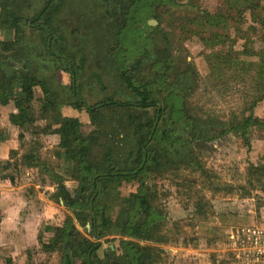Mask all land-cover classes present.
Wrapping results in <instances>:
<instances>
[{"label":"rangeland","instance_id":"374dc122","mask_svg":"<svg viewBox=\"0 0 264 264\" xmlns=\"http://www.w3.org/2000/svg\"><path fill=\"white\" fill-rule=\"evenodd\" d=\"M23 1L25 18L34 15L43 3L42 0ZM228 1L233 0H173L159 7L155 15L132 24L121 40L119 57L113 56L111 50L117 42L115 31L108 35V45L100 47L98 38L101 36L97 37L93 32L96 16L91 17L88 8L81 5L82 9L73 10V6L65 2L55 16V24L67 39V51L78 52V57L85 56L79 82L83 96L90 103L104 97L101 81L108 85L109 94L115 98H131V94L122 92L126 88L122 68L128 67V74L141 81L146 77L144 66L153 60L156 50L169 46L171 68L164 77L166 90L170 87L184 99L190 116V120L184 119L176 126L181 140L171 148L174 161L169 165L163 164L162 168L151 171L142 179L130 177L112 184L111 195L107 199L108 215L113 223L121 221L126 199L138 192H145L147 200L159 210L164 223L162 231L170 242L160 244L136 240L142 247L159 246L153 264H245L250 257L247 235L256 229H264V191L255 181V184L250 181L249 174L251 165L264 164V125H250L245 133L240 129L230 130L250 114L264 121V90L260 91L264 81L259 73V66L264 70V41L250 33V41L246 42L238 37L235 27H212L204 22L206 13H224ZM259 1L264 6V0ZM94 6H100V3H94ZM247 18L245 28L251 23L249 13ZM24 29L26 34L31 33L26 25ZM215 32H219L221 37L216 39ZM14 36L13 30L3 27L0 42L13 41ZM31 39L37 42L39 38L32 36ZM216 40L222 41L213 46ZM23 46V49L4 50L0 45V58L9 63L3 68L4 74L0 67V83L7 85L9 77L21 74H38L47 79L54 76L56 84L60 85L56 96L59 105L52 108L42 103L43 92L39 86L33 88L35 98L32 101L19 100L21 109L15 100L7 98L20 118H34L31 124L20 125L19 118L14 122L23 134L20 137V133L19 138L24 153L32 151L36 156L38 171L35 185H39H31L26 190L33 201L32 212H27L28 209L23 211L24 218L29 216L26 218L28 232L25 230L22 235L16 261L9 264H61L60 249L42 245L38 240L40 230L47 224L61 225L68 215L84 233L90 230V224L82 225L70 208L71 197L79 183L75 170L77 162L65 156L64 140L55 133L60 124L55 120L60 115L77 118L81 122V132L91 141V133L98 124L92 122L86 110L67 104L69 93L66 95L64 86L71 84L70 74L48 68L50 62L38 56L40 44L27 42ZM251 49L258 50L260 56L245 53ZM232 50H235L239 61L250 62L249 65L239 63L242 69L216 72L214 55H226ZM137 60L141 65L135 68L133 65ZM25 62H29L27 67ZM6 93V89L0 88V102ZM28 103L31 108L26 107ZM111 124L119 127L118 114L114 115ZM108 132L114 139L111 137L114 131ZM212 136L214 138L207 139ZM123 138L124 133L115 136L120 141ZM105 140L100 138L101 143ZM101 153L95 146L90 158ZM190 157L199 165L190 162ZM38 210L45 213L41 219L35 215ZM43 236L49 240L52 234L43 231ZM111 237L115 239L103 243L101 255L108 246H113L112 249L121 254V235ZM5 243L13 246L11 240ZM12 248L10 251L14 252ZM6 251L10 252L7 248H0V256ZM2 258L0 264H8V258Z\"/></svg>","mask_w":264,"mask_h":264},{"label":"trees","instance_id":"16d2710c","mask_svg":"<svg viewBox=\"0 0 264 264\" xmlns=\"http://www.w3.org/2000/svg\"><path fill=\"white\" fill-rule=\"evenodd\" d=\"M172 1L42 0L39 10L31 17L25 18L22 14L25 10L23 0H0V31L5 27L15 32L13 41L0 42L2 48L4 50L23 49V45L27 42L40 44L41 52L38 56L51 63L48 64V68L64 70L71 76V84L64 86L67 88L66 95L69 93L67 104L76 109L86 110L92 122L98 124V128L91 133L94 143L81 132V122L77 118L60 115L55 120L60 124L55 133H59L64 140L65 156L77 162L75 170L76 180L79 183L71 197L70 208L77 221L84 226L87 223L90 224V230L84 233L77 228L72 216L68 215L61 225L47 224L40 230L38 240L42 245L60 249L61 264L154 263L155 251L160 250L159 246L142 247L136 240L160 244L170 242V238L162 231L164 223L161 222L162 216L159 210L147 200L145 192H138L126 199L127 205L122 211L121 221L113 223L108 215L107 199L111 195L112 184H118L121 180L130 179V177L142 179L151 171L162 168L163 164H171L174 161L171 148L181 140V137L177 135L176 126L183 123L184 119L190 120V116L187 113L186 103L183 102L184 99L174 93V90H170V87L166 90L167 80L164 77L171 68L169 46L156 50L153 60L144 66L146 77L144 76L141 81H136L132 74H128V67L122 68L121 75L126 86L122 92L131 94V98H115L109 94L108 85L101 81V88L105 92L104 97L94 103L88 102L81 92L82 85L79 82L80 71L86 62L85 56L78 57V52L67 51V39L55 24V16L65 2L72 5L73 10L82 9L81 5L88 8L90 12L88 14L91 17L96 16L93 32H96L97 37L101 36L98 38L100 47L108 45L107 37L115 31L117 42L113 44L111 50H113V56L119 57L122 51L121 40L131 29L132 24H138L139 19L143 17L145 20L155 15L159 7ZM94 3H100V6H94ZM227 6L224 13H206L204 22L212 27H235L238 30V37L244 38L246 42L250 41V33L258 35L259 39L264 41V6L259 0H233L228 1ZM247 13L251 23L245 28L244 26L248 23ZM24 19H26L25 22ZM25 25L31 31L29 35L26 34ZM32 36H37L38 41L31 39ZM214 37L220 38L221 34L215 32ZM221 41L216 40L213 46ZM234 51L226 55L221 53L214 55L216 62L214 64L218 69L216 72L219 73L220 70L225 69L239 70L241 68L239 63L249 65L250 62L239 61ZM28 53L31 55V51ZM245 53L260 56L259 51L254 49L247 50ZM252 63L256 62L252 61ZM8 65L6 60L0 58L2 74H4L3 68ZM28 65L29 62L24 63L25 67ZM140 65L141 61L137 60L133 66L137 68ZM259 73L264 81V70L260 66ZM99 80L102 79L99 78ZM0 81H2L1 76ZM8 83L7 85L4 82L0 83V88L7 90L5 97L15 100L19 108L20 99L24 98L30 102L35 98L33 90L35 86H39L43 92L40 100L42 103L52 108L59 105L56 96L60 85L56 84L54 76L47 79L38 74L14 75L9 77ZM262 90L264 87L260 88V91ZM26 107L31 108V105L28 103ZM115 114L119 115L118 128L111 124ZM16 118L20 119V125H25L27 122L31 124L34 120L31 117L25 119L20 118L18 114H12L15 122ZM254 124L261 126L264 125V121L250 114L242 122L230 127V130L240 129L245 133L248 126ZM111 129L114 131L111 135L114 139L109 137L111 132L108 131ZM123 133L122 141L115 139L116 135ZM214 136L207 139H212ZM20 137H23L22 133ZM102 137L106 139L103 143L100 141ZM95 146L100 148L102 153L95 158H90ZM21 161L29 167L38 166L32 151L24 153ZM189 161L199 165L191 157ZM249 174L250 181H255L264 191V164L251 165ZM197 209L200 211L199 203ZM43 231L52 234L49 240L44 239ZM114 234L121 235V254L118 255L116 250L108 246L101 255L103 243L115 239V237L110 238Z\"/></svg>","mask_w":264,"mask_h":264},{"label":"crops","instance_id":"0c3cea01","mask_svg":"<svg viewBox=\"0 0 264 264\" xmlns=\"http://www.w3.org/2000/svg\"><path fill=\"white\" fill-rule=\"evenodd\" d=\"M0 102V248H14L13 251L2 253L0 259L5 256L6 262L16 261L17 251L20 250V240L25 230L28 232L27 216L23 211L32 212V195H27L29 186L35 185L37 167H29L22 163L24 150L21 146L19 134L21 129L12 119V113L17 109L12 107L6 97ZM24 133V132H23ZM38 187L39 185H35ZM45 213L38 210L35 214L39 219ZM25 219V220H24ZM38 228V227H36ZM38 231V229H36ZM33 232V230H32ZM17 236V237H16ZM10 237V239H9ZM12 241L9 246L6 241ZM12 248V249H13ZM197 250V249H196ZM9 253V254H8ZM13 253V254H11ZM10 258V259H9ZM12 258V259H11ZM3 259V258H2Z\"/></svg>","mask_w":264,"mask_h":264},{"label":"built area","instance_id":"2783aa9c","mask_svg":"<svg viewBox=\"0 0 264 264\" xmlns=\"http://www.w3.org/2000/svg\"><path fill=\"white\" fill-rule=\"evenodd\" d=\"M232 237L234 238L233 235ZM247 237L250 257L245 264H264V229H256Z\"/></svg>","mask_w":264,"mask_h":264},{"label":"water","instance_id":"95a60500","mask_svg":"<svg viewBox=\"0 0 264 264\" xmlns=\"http://www.w3.org/2000/svg\"><path fill=\"white\" fill-rule=\"evenodd\" d=\"M112 248H113V246H112Z\"/></svg>","mask_w":264,"mask_h":264}]
</instances>
